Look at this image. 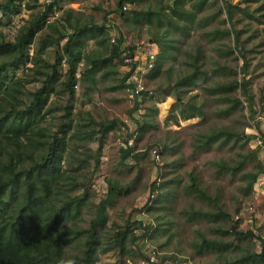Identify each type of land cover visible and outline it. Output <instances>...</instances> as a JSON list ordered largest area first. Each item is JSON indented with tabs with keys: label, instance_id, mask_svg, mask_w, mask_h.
Wrapping results in <instances>:
<instances>
[{
	"label": "rangeland",
	"instance_id": "374dc122",
	"mask_svg": "<svg viewBox=\"0 0 264 264\" xmlns=\"http://www.w3.org/2000/svg\"><path fill=\"white\" fill-rule=\"evenodd\" d=\"M56 1L54 14L48 17L38 0H31L26 9L16 3L6 11L8 14L0 9V42H14L20 30L35 21L42 25L29 49L30 62L8 67L3 75L9 83L23 80L21 100L17 103L19 108L29 106L33 95L42 87V82L34 81L33 77L36 71L32 69L31 60L36 52L43 50V57L54 64L57 52L66 41L60 40V33L73 32L68 28V21L98 34L83 49L82 61L77 66L78 82L73 102L69 101L66 78L69 67L64 58L58 68L61 78L48 99L42 123L49 128V134H55L66 120L64 116L69 109L75 121L79 120V113L83 116L90 113L97 123L106 120L122 123L109 133L98 156V168L92 160L78 172L86 188L71 193L72 196L88 194L78 225L89 229L109 190L119 192L106 205L107 229L100 227L99 234L104 249L116 244L119 232L129 231L127 251L125 256L118 247L107 253L99 252L98 264H143L154 253L158 255L155 264H237L261 254L264 174L247 193L241 188L240 173L219 175L214 162L231 158L239 161L256 151L255 160L264 165V0H209L189 33L176 34L177 49L171 50L174 58L161 63L157 76L152 73L157 62L149 71L146 69V57L150 50H157L153 44L157 39L150 36L151 24L142 18L150 9L148 4H152L153 10L161 6L168 9L173 0H128L123 5L127 6V11L123 7L120 9L122 0ZM194 1L187 0L186 8H192ZM6 2L0 0V4ZM227 4L234 6L233 23L226 15ZM51 24L55 27L50 28ZM152 25L157 26L154 16ZM164 28L159 27L160 30ZM221 32L229 34L220 36ZM236 38H239V45ZM120 39L123 41L120 58L108 61ZM199 50L204 56L202 70L208 75L197 85L175 90L174 84L190 72V58ZM158 54L160 49L157 53L160 57ZM89 57L105 60L100 64L95 84L81 77L90 64ZM136 63L147 72L145 90L134 100L132 87L122 83L131 65L135 68ZM244 79L248 80L253 95L254 112L251 113L239 89L231 96L241 104L229 115H222L221 110L231 102L223 103L220 95H212L207 87L235 80L242 83ZM192 103L203 105V116L190 111ZM218 128L245 133L250 140L244 137L236 143L232 140L227 144L216 142L209 148L194 151V142L200 134H209ZM88 148L98 150L99 142L89 144ZM155 149L162 151L160 162L154 159ZM83 151L80 149L78 154ZM255 160L241 167V172L252 170ZM190 174L197 175L200 187L211 195L212 202L197 197L190 190L193 184ZM220 210L228 216L226 222H216L214 216L196 217L200 211ZM135 222H142L148 231L136 229ZM204 240L217 243L218 248L201 250ZM84 248L82 242H74L68 247V256L82 257ZM244 264H264V261L254 259Z\"/></svg>",
	"mask_w": 264,
	"mask_h": 264
},
{
	"label": "trees",
	"instance_id": "16d2710c",
	"mask_svg": "<svg viewBox=\"0 0 264 264\" xmlns=\"http://www.w3.org/2000/svg\"><path fill=\"white\" fill-rule=\"evenodd\" d=\"M18 1L7 0L6 3L0 4V9L8 14L6 11ZM126 1L128 0L120 2V9ZM208 1L196 0L190 9L186 8L187 0H173L168 9L158 6L160 9L153 10L152 4H148L150 9L143 14L142 19L151 24L149 34L157 39L154 43L160 49L157 66L152 71L155 76L160 73L163 61L174 58L171 50L177 49L175 43L179 39L174 38L176 34L189 33L197 21L198 14ZM57 3L55 0L46 8L45 16L54 14V7ZM238 9L244 11V9ZM226 15L228 21L233 23L234 6L227 4ZM153 16L156 17L157 26L152 25ZM160 26L165 28L160 30ZM41 27V23L35 21L30 26L23 27L14 42H0V264H98L99 252L107 253L116 247L120 249L122 256H125L129 231L119 232L116 244L104 249L101 248L103 244L99 234L100 227L107 229L106 205L111 203L119 192L114 189L109 190L107 198L97 209V215L92 220L89 229L78 225L82 221V211L86 206L88 194L84 193L82 196L71 194L81 187L86 188V184L80 181L81 177L78 172L86 168L92 160L98 168V156L109 133L122 123L117 120L97 123L90 113L84 116L79 113V120L75 121L69 109L64 116L66 120L62 122L55 134H49V128L42 125L48 99L61 78L58 68L64 58L69 67L66 73L69 101L73 102L76 96L75 86L78 82L77 66L82 61L83 49L86 43L94 40L98 34H93L85 27L68 21V28L73 29V32L68 33L65 30L60 33V40L66 41L61 50L57 52L54 64H50L43 57V50L36 52L31 60L32 69L36 71L33 77L34 81L42 82V87L33 95L34 98L29 106L19 108L17 103L21 100L23 80L18 79L9 83L3 75L8 67H19L26 61L30 62L29 49ZM52 27L55 25L51 24L50 28ZM219 34L225 36L229 33ZM122 43L121 39L116 43L114 52L112 51L108 61L120 58ZM236 43L239 45V38H236ZM132 55L133 50L129 56L132 57ZM203 59L204 56L200 50L190 58L188 67L190 72L178 78L173 86L175 90H179L181 86L197 85L200 79L208 75L202 70ZM88 61L90 64L82 72L81 77L95 84V76L99 73L100 64L105 60L89 57ZM131 73L125 75L123 86ZM239 89L242 90L253 113V95L249 91L248 80L244 79L242 83L237 80L217 83L207 87L206 90L214 96L220 95L219 100L223 103L231 102L227 108L221 110V114L227 116L241 104L239 99L231 96ZM190 111H196L200 116L204 115L202 104L197 106L192 103ZM244 137L247 141L250 140V136L245 133L218 128L209 134H200L194 142V151L209 148L216 142L227 144L232 140L236 143ZM96 141L99 142L98 150L88 148L89 144ZM80 149L84 151L79 155ZM256 157V151H252L239 161L235 158L221 159L214 162L216 173L219 175L230 173L232 176L240 173V180L243 183L241 188L248 193L253 190L258 178L264 174V165L256 161ZM254 160L256 164L252 170L241 172V167ZM190 175L193 180V184L189 186L190 190L197 197L212 202L211 195L200 187L197 175ZM186 215L189 214L186 213ZM208 216H214L216 222L225 221V217L228 218L221 210L218 212L200 211L196 215L198 218L207 219ZM191 218L187 219L191 221L193 220ZM134 226L136 229L145 228L148 231V228L143 227L142 222H135ZM83 235L87 236L84 241ZM132 240L136 241L134 238ZM77 241L85 245L83 256H68V247ZM216 245L218 244L204 240L200 249L216 250L218 248ZM254 259L264 261V241L261 254H254L237 264H244Z\"/></svg>",
	"mask_w": 264,
	"mask_h": 264
},
{
	"label": "built area",
	"instance_id": "2783aa9c",
	"mask_svg": "<svg viewBox=\"0 0 264 264\" xmlns=\"http://www.w3.org/2000/svg\"><path fill=\"white\" fill-rule=\"evenodd\" d=\"M31 2V0H19L18 6L21 7L22 9H26L27 5ZM39 4L43 7L44 11L46 8L50 5H52L55 0H38ZM123 9L127 11V6H123ZM133 57V56H132ZM131 57V58H132ZM155 61H156V54L153 50H150L147 57H146V62L148 63L146 69L149 71L155 66ZM145 68L140 67L139 64L136 63V66L134 68L133 64L131 65V70L129 72H133L130 77L127 79L126 83L128 86L132 87V97L135 99H139L144 90H145V73L147 72ZM144 79V80H143ZM153 155L154 159L157 162H160L162 152L159 149L153 150ZM153 197V195H152ZM158 255L154 253L152 256L149 258H146V261L143 262V264H155L156 263V257Z\"/></svg>",
	"mask_w": 264,
	"mask_h": 264
},
{
	"label": "crops",
	"instance_id": "0c3cea01",
	"mask_svg": "<svg viewBox=\"0 0 264 264\" xmlns=\"http://www.w3.org/2000/svg\"><path fill=\"white\" fill-rule=\"evenodd\" d=\"M126 6V5H125ZM114 42H115V40H114ZM155 46H156V48H157V50H155V54H156V57H158L157 56V53H158V51H159V47L157 46V44L156 43H153ZM159 55V54H158ZM159 58V57H158ZM156 62H157V58H156V61H155V64H156Z\"/></svg>",
	"mask_w": 264,
	"mask_h": 264
}]
</instances>
